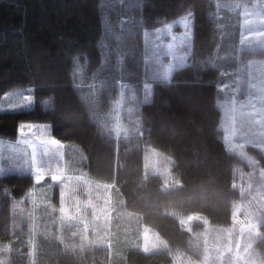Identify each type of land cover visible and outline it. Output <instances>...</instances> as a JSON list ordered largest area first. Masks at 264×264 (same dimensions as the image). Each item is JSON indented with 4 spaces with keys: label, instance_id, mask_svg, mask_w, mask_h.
Segmentation results:
<instances>
[{
    "label": "trees",
    "instance_id": "obj_1",
    "mask_svg": "<svg viewBox=\"0 0 264 264\" xmlns=\"http://www.w3.org/2000/svg\"><path fill=\"white\" fill-rule=\"evenodd\" d=\"M241 7L228 0H0V100L21 88L33 98L29 109L0 111V141L15 142L21 124L49 126L65 146L64 176L104 184L112 233L126 237L89 241L75 224L79 216L67 219L55 201L39 205L49 177L34 183L27 171L0 173V264H171L174 254L202 260L205 224L187 231L182 220L200 216L222 234L249 197L237 179L264 170V152L249 149L250 161L224 141L220 105L231 93L221 86L234 83L244 64ZM185 14L192 16L187 62L167 81L154 78L151 34ZM152 151L170 158L167 175L149 167ZM89 226V237L102 234ZM142 226L167 248L141 251ZM249 250V261L264 264V216Z\"/></svg>",
    "mask_w": 264,
    "mask_h": 264
},
{
    "label": "rangeland",
    "instance_id": "obj_2",
    "mask_svg": "<svg viewBox=\"0 0 264 264\" xmlns=\"http://www.w3.org/2000/svg\"><path fill=\"white\" fill-rule=\"evenodd\" d=\"M242 6L243 7H241L240 12V15L242 17L241 36L242 34L248 35L247 28L249 26L244 24L245 19H252L257 27L264 29V25L260 24V20L264 19V0H248V4H243ZM244 7H247L249 9V11L252 13L251 16H245L243 14ZM256 13H259V16H257ZM186 16H189V14H185L168 24L172 25V30L170 33L166 31V25L162 29L154 31L151 34V45L152 50L155 54L152 67V71L154 72V74L158 71H162L169 64L173 65V70L174 68L183 66L187 62L188 55L191 49L192 16L190 17V37H188L186 39V42L183 44L179 42V39H177L175 42L173 41V37H183L185 29L181 24L178 23V21ZM252 39H256V37L253 36ZM170 43L176 44V47L172 50H169L167 48V45ZM246 46L247 42L245 43V47ZM241 55L243 57L242 61L244 62V64H247L251 60H264V56L263 58H258V55H252L248 51H243ZM224 85H222L221 87L223 88ZM18 93H24L31 96V107V105L33 104V98L30 93V89L21 88L5 94L4 97L0 100V103L4 105V111H18L20 109H25L17 107L15 110H10L9 108L10 100L14 99L16 97V94ZM223 114H225L224 110ZM224 120H226V117H224ZM34 126L35 127L32 129V131H29L28 127L25 126L23 128V136L19 132V137L15 142H5V145L7 146L8 144H16L21 139L28 138H31L34 142L39 143L36 133L41 126ZM43 127L45 129L47 128L46 131H49L48 138H51L49 126L45 125ZM252 148L264 152V146H260L259 144H246L243 148V150L245 149V152L243 154H240V156L247 160L254 161V155L249 152V149ZM6 149L7 147H5V150ZM237 151H239V149H237ZM152 152L154 153L148 154L149 167L152 170H155V172L167 175L170 166V158L163 156V158L168 161L167 168V162L157 154H155V151ZM26 155L28 157V161L20 164L17 161L9 159L8 151H4L3 159L0 160V163L3 164L6 170L2 172V174L18 171L23 172L20 170L22 168H27L30 165L29 162L31 160V149H28ZM145 161L147 165V157ZM61 164L62 162L59 165L53 163L45 171V176L49 177L53 184H43L42 187L39 188V205L42 206L44 203H47L46 200H49V202L55 201V205L58 208L61 209V207H65L64 210H66V213L70 212V216L67 219H78L77 216L81 218L80 221L75 220V224L83 225L84 230L85 228L87 229L86 233L88 232V229L90 227L89 225L92 224L93 234L94 232H96L97 227L99 226L100 229H102V234L100 235H91L89 237V235L84 233V236L87 239H90L89 241L95 242L96 239H100L101 241L107 243L109 242L110 238L114 236L115 238H118L119 236V238L116 240L117 242H123L124 240H126L124 239L126 238L125 236L123 238L121 235L112 233L113 231L110 227V202L109 198H106V194L108 192L105 191L108 190L106 189V186L104 184L91 181L90 178H87L86 176H83L81 174H79L78 177L64 176V171L67 172V170ZM8 169L14 170L9 171ZM246 174L247 176L244 179H242L243 174H241V176L237 179L236 184L245 194L249 195V200L247 199L246 203L239 202L237 204L234 212L232 226L224 229L223 232L221 231L222 234L218 233L215 230V232L213 233L211 231L213 230L212 227H210L208 225V222L200 216L191 215L188 218L183 219L182 225L187 231L191 230V224L194 222H196L197 224H205L200 234L202 235V237H204V243H206V245H208L209 247L205 248L206 250L204 257L198 263H190L187 259L182 258L180 254H174L172 255L171 264H256L255 262L249 261L248 257L250 253L249 249L254 243V237L257 233V223L259 221V218L264 216V170L258 168L256 170H250ZM52 176H57L58 178L53 180ZM43 181L44 179L39 183ZM170 181L164 178V185L166 187L170 186ZM253 183L254 186L252 185ZM251 185L253 186V188ZM43 197H46L47 199H42ZM51 205L54 206V204ZM142 227L143 231L140 235L141 244L138 245V248L141 251H143L144 253H158L162 251V249L167 248L166 243L159 237L158 234L145 226ZM123 232L124 234H128L129 230L127 229ZM135 241V239H132V242Z\"/></svg>",
    "mask_w": 264,
    "mask_h": 264
},
{
    "label": "snow or ice",
    "instance_id": "obj_3",
    "mask_svg": "<svg viewBox=\"0 0 264 264\" xmlns=\"http://www.w3.org/2000/svg\"><path fill=\"white\" fill-rule=\"evenodd\" d=\"M228 3L235 4L237 7L242 6V0H228ZM243 14L251 16L252 13L247 7H244ZM259 16V13H256ZM191 14L178 21L185 29L183 37H173L175 42L179 39L181 44L186 42V39L191 35ZM244 24L248 25V35L241 36V50L248 51L254 54L264 55V29L257 27L252 19H245ZM260 24L264 25V19L260 20ZM172 25L166 26V31L171 32ZM146 41L148 34H145ZM255 36L256 39H252ZM247 46L245 47V43ZM176 47L175 43L167 45L169 50ZM182 63V59H181ZM173 65L169 64L162 71L154 74V78H160L164 81L169 80ZM127 86L121 84L120 99L116 102V109L119 110L125 96V88ZM224 88H230L231 94L226 96L225 101L220 105L225 113L224 141L229 150H242L246 144H259L264 146V60H251L247 64L240 65L235 70L234 83L226 84ZM150 95V85H145V101ZM134 98V97H133ZM31 96L24 93L16 94V97L9 102L10 110H15L17 107L29 108ZM47 105V101L44 102ZM0 111H4V105L0 103ZM131 111V109H129ZM28 127L29 131L35 127L32 124L21 125L20 134L23 136V128ZM113 131L119 135L124 131L119 123V116L116 117V123L113 126ZM48 132L41 126L36 133L39 143L33 139H21L16 144L5 145L4 141H0V160L3 159L5 147L9 153V159L23 164L28 161L26 155L28 149H31L30 166L22 168V171H27L28 174L34 176V183H39L46 178L45 171L53 164L59 165L65 161L64 145L55 138H48ZM241 154L242 151H241ZM6 169L0 163V173ZM12 171L14 169H8ZM57 176H52V179H57Z\"/></svg>",
    "mask_w": 264,
    "mask_h": 264
}]
</instances>
